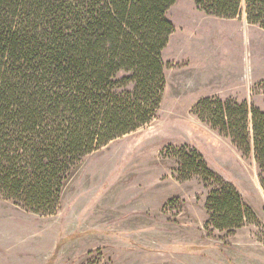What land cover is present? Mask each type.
I'll return each mask as SVG.
<instances>
[{
    "label": "trees",
    "instance_id": "1",
    "mask_svg": "<svg viewBox=\"0 0 264 264\" xmlns=\"http://www.w3.org/2000/svg\"><path fill=\"white\" fill-rule=\"evenodd\" d=\"M220 20L264 30V0H192ZM176 0H0V196L53 215L87 157L153 121L164 88L161 53ZM245 9L242 11V5ZM264 93V82H262ZM193 114L243 155L264 193V110L206 97ZM177 150L176 176L210 188L208 235L255 216L237 189L196 151ZM188 152V151H187Z\"/></svg>",
    "mask_w": 264,
    "mask_h": 264
},
{
    "label": "rangeland",
    "instance_id": "2",
    "mask_svg": "<svg viewBox=\"0 0 264 264\" xmlns=\"http://www.w3.org/2000/svg\"><path fill=\"white\" fill-rule=\"evenodd\" d=\"M166 18L174 32L161 53L165 88L155 119L87 157L53 215L0 196V264H264V193L253 155L192 112L206 79L229 87L226 101L264 110V30L244 11L220 20L192 0H176ZM203 62L207 72L194 69ZM180 148L196 151L237 189L253 224L208 235L210 188L196 178L178 181Z\"/></svg>",
    "mask_w": 264,
    "mask_h": 264
},
{
    "label": "crops",
    "instance_id": "3",
    "mask_svg": "<svg viewBox=\"0 0 264 264\" xmlns=\"http://www.w3.org/2000/svg\"><path fill=\"white\" fill-rule=\"evenodd\" d=\"M230 22H233L235 23V21H230ZM255 28V27H254ZM256 31H259L258 28H255ZM200 48H198V51L200 50H206V48H203L202 46L203 45H199ZM202 50V51H203ZM187 61H189L188 59H186ZM207 64V63H206ZM191 63L189 62V68L190 69H193L191 67ZM200 66V67H199ZM205 63H201L200 65L194 67L195 70H198V67L199 69L201 70V72H207L208 70L207 67H205ZM221 73V71H220ZM223 80V79H222ZM224 81V80H223ZM205 83V84H204ZM203 84H200V85H204V86H207L208 89L201 94V96L196 100V101H199L200 99H203V98H206V97H218L220 100L222 101H226L229 99V97L231 96L229 93L231 92L229 87H226L227 85L224 84L223 82H218V81H210V80H205ZM217 88H221L222 90H219Z\"/></svg>",
    "mask_w": 264,
    "mask_h": 264
}]
</instances>
